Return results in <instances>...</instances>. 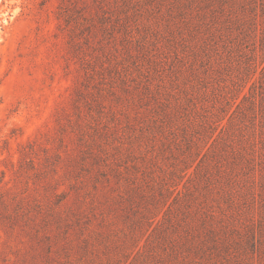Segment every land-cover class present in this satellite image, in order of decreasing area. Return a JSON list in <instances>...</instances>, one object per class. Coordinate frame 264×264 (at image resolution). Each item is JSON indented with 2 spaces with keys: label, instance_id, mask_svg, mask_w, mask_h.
Returning <instances> with one entry per match:
<instances>
[{
  "label": "rangeland",
  "instance_id": "374dc122",
  "mask_svg": "<svg viewBox=\"0 0 264 264\" xmlns=\"http://www.w3.org/2000/svg\"><path fill=\"white\" fill-rule=\"evenodd\" d=\"M106 1L114 2L0 0V198L9 202L7 189L12 188L14 194L27 186L39 198L50 196L54 188L71 193L56 207L63 215L61 226L55 222L50 228L51 236H59L52 260L42 252L43 243L34 237V228H10L0 205V264H176L168 254H172L170 242L177 243L180 237L169 231L168 241L155 238V225L146 221L158 211L152 205L151 190L183 158L173 145L174 135L168 132L161 137L159 133L156 117L161 109L152 91L178 87L176 92L184 96L188 77L173 71L174 56L154 57L152 52L158 51L150 43L143 49V31L134 26L128 28L130 33L121 28V47L116 52L97 16ZM87 70H94L90 81L85 77ZM85 86L94 93L89 99L104 100L106 117L100 126L84 128L100 129L98 141L107 150L110 167L106 178L80 174L87 185L77 194L69 190L63 162L52 157L78 153L73 150L81 144L74 100L78 90L86 94ZM162 98V102L172 101ZM93 106L98 119L102 109ZM60 123L69 134L63 148H59L64 136ZM182 139L179 135L176 142ZM21 154H26L25 162ZM47 156L51 162L46 163ZM21 163L32 166L21 168ZM16 172L22 175L16 177ZM132 182L142 187V194L134 192ZM259 190L257 186L255 193ZM251 200L248 196L247 218L243 219L241 211L235 222L243 224L242 228L252 227L259 217V205ZM243 259L242 264L261 262L258 254Z\"/></svg>",
  "mask_w": 264,
  "mask_h": 264
},
{
  "label": "trees",
  "instance_id": "16d2710c",
  "mask_svg": "<svg viewBox=\"0 0 264 264\" xmlns=\"http://www.w3.org/2000/svg\"><path fill=\"white\" fill-rule=\"evenodd\" d=\"M100 7L101 29L113 39L116 52L121 47V28L128 32L134 26L143 31V49L150 43L158 51L152 52L154 57L174 56L173 71L188 77L184 96L176 92L178 87L152 91L161 109L156 117L159 133L174 135L173 145L183 157L150 192L158 210L146 219L155 225L153 236L168 241L172 231L180 237L179 242H170L172 254H168L176 264H242L250 254H258L264 264V0H114ZM148 36L156 40L149 41ZM92 71L87 70L86 80L93 79ZM84 88L86 94L78 90L74 100L81 144L73 150L78 153L52 157L63 162L69 190L77 194L87 185L80 174L106 178L110 167L107 150L98 141L100 129L84 128L100 126L106 117L104 100L89 99L94 93ZM164 96L172 101L162 102ZM93 105L102 109L98 119ZM92 120L97 123L94 127ZM59 125L64 135L59 148H63L69 134L63 131L64 124ZM179 135L183 139L176 142ZM26 157L21 154L24 162ZM50 160L51 156L45 158L46 163ZM18 173L16 177L22 175ZM15 183H20L19 178ZM132 185L134 192L142 194L137 182ZM12 190H6L9 202L0 198L6 210L3 218L13 229L34 228V237L43 243L42 252L52 260L59 236H51L50 228L55 222L61 226L63 215L56 207L71 193L54 188L50 196L39 198L28 186L14 194ZM248 196L253 205H259L260 213L252 227L242 228L235 222L241 211L247 218Z\"/></svg>",
  "mask_w": 264,
  "mask_h": 264
}]
</instances>
